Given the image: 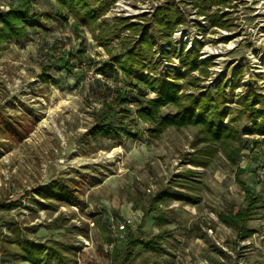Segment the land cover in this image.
I'll return each mask as SVG.
<instances>
[{
	"label": "rangeland",
	"instance_id": "rangeland-1",
	"mask_svg": "<svg viewBox=\"0 0 264 264\" xmlns=\"http://www.w3.org/2000/svg\"><path fill=\"white\" fill-rule=\"evenodd\" d=\"M26 1L37 16L29 36L0 46V264H30L22 260L19 243L54 242L77 249L65 253L75 264H119L131 235L165 236L157 252L137 247L132 264H264V138L247 134L262 118L241 111L237 102L256 93L255 109L264 113V0H223L206 17L199 0H116L99 20L104 28L96 31L72 18L64 21L54 0H0V11ZM164 5L184 17L171 35L179 51L171 58L162 53L169 44L159 39L162 32L153 21ZM214 14L223 26H211ZM122 19L149 29L158 77L185 71L182 50L196 51L208 63L187 76L197 86L179 80L186 85L181 92L215 91L223 82L229 93L239 79L225 119L237 118L245 141L235 164L217 145L214 156H205L213 146L201 140L200 127H171L155 137L154 125L136 118L137 104L126 103L130 112L122 113L118 95L143 91L112 61L126 47V36L140 38L129 30L113 38ZM105 65L113 70L103 73ZM142 94L157 99L149 90ZM108 107L126 115L122 120L137 138L93 135ZM176 111L168 106L161 115ZM197 157L209 159L207 165L194 166ZM239 181L259 199L248 223L251 235L244 239L219 219L244 207ZM60 182L71 189V203L47 197L48 186ZM10 203L17 207L1 208ZM127 219L131 226L119 231Z\"/></svg>",
	"mask_w": 264,
	"mask_h": 264
},
{
	"label": "trees",
	"instance_id": "trees-1",
	"mask_svg": "<svg viewBox=\"0 0 264 264\" xmlns=\"http://www.w3.org/2000/svg\"><path fill=\"white\" fill-rule=\"evenodd\" d=\"M116 0H54L55 8L60 18L67 22L70 18L74 19L79 25L93 26V31L105 26V21L99 23L110 5ZM223 0H199L198 5L201 7L200 14L206 17L207 11L211 10L213 6L223 5ZM52 18V17H50ZM37 16L31 11L30 1H26L22 6L10 7L8 11H0V46L5 42L18 41L26 39L29 36L28 28L34 26V21ZM153 21L155 26L162 32L161 41L169 44L168 49H162V53L165 58H171L176 56L178 47L172 43V32L181 24L184 23V17L179 12L172 8L170 5H164V7L158 8ZM211 26H223L221 23V17L218 14L210 16ZM119 26H115V35L113 38L119 39L121 37L120 32L129 30L131 35H140V38L134 39L132 36H126L129 41H125L123 46H126L124 50L112 57V61L115 62L117 70H120L125 77L133 79L136 83L135 88L140 90L151 91L157 97L156 100L146 98L143 91L139 94L118 95L115 100L121 108L122 113L129 114V110L123 106L126 103L131 102L137 104L135 111L136 118L154 125L151 133L155 137L161 136L168 128H188L191 126L200 127L203 137L201 140L211 143L213 147L209 150L210 155H206L207 149L203 152L205 156L212 157L217 152V145L223 150L229 160L232 163L237 162L241 151L245 148V141L237 129V118H230L228 122L225 119L231 114L230 107L227 106L233 99V93L236 85L239 83V79H235L231 85V90L226 93L228 84L219 83L215 91L207 90L203 93H190L186 94L181 92L182 88L188 84L197 86V84L187 81V76L190 72L197 70L198 68H206L208 63H201L196 51H181L179 59L181 64L186 68L185 71H181V68L177 70H169L165 76H159V67L155 63L154 54H156V43L150 35L149 29L142 28L141 26L131 24L128 20L122 19L118 22ZM119 29V30H118ZM102 31V30H101ZM107 32L103 36V45L108 48V42L105 37L109 36ZM137 40V41H136ZM123 49V48H122ZM169 50V51H168ZM102 72L107 73L113 70L112 65H105L102 67ZM148 70L150 73L145 74ZM204 72H206L204 70ZM46 75V74H45ZM236 77V76H235ZM234 77V78H235ZM173 78L174 81L168 80ZM186 78V85L179 84L180 79ZM252 93V92H249ZM252 96V99L250 96ZM246 95L238 99L243 110L253 113L252 117L256 114L262 118V121L258 123L255 121L247 134H257L264 138V113L255 109V104L259 102L260 96L256 93ZM231 100V101H230ZM168 106L176 108V112L161 115V110ZM108 111H104L100 114L101 122L98 127L94 128L93 135L95 137H101L104 139L115 138L120 136L121 133L131 138H137V135L132 134L130 129L127 128V123H124L122 118L126 115H119L116 109L108 107ZM261 112V113H260ZM260 114V115H259ZM255 118V116H254ZM264 140V139H263ZM210 145V144H209ZM209 160V159H208ZM208 160L205 158L197 157L192 160L194 166H206ZM241 187L244 190V207L240 208L237 212L221 213L219 215L220 221L227 227L237 231L240 239H244L251 235L248 228V222L255 214L258 208L259 199L245 182L239 181ZM47 197L59 201H66L71 203L74 196L71 193V189L67 187L63 182L50 184L47 190ZM45 196V195H44ZM176 196V195H170ZM180 198H187L181 195ZM17 207V204L10 203L2 205L1 208L6 210H12ZM157 210L159 207L156 208ZM150 212V211H149ZM166 235V233H165ZM165 236L157 235L153 239L143 240L132 235L128 238V244L126 252L121 258L119 264H132V258L134 256L137 247L141 246L147 251L157 252L160 250L159 240ZM19 246L24 253L22 260L29 262L30 264H75L76 261L70 259L65 255L66 251L71 250L76 254L77 249L74 247H67L61 245L58 242H54L52 245H46L42 243H36L33 246L26 245L25 243H19Z\"/></svg>",
	"mask_w": 264,
	"mask_h": 264
},
{
	"label": "built area",
	"instance_id": "built-area-1",
	"mask_svg": "<svg viewBox=\"0 0 264 264\" xmlns=\"http://www.w3.org/2000/svg\"><path fill=\"white\" fill-rule=\"evenodd\" d=\"M131 224H132V220L127 219V220L123 221L121 224L118 225V230L124 232V231H126L128 229L129 226H131ZM84 242H85L86 245L89 244L88 241H84Z\"/></svg>",
	"mask_w": 264,
	"mask_h": 264
},
{
	"label": "crops",
	"instance_id": "crops-1",
	"mask_svg": "<svg viewBox=\"0 0 264 264\" xmlns=\"http://www.w3.org/2000/svg\"><path fill=\"white\" fill-rule=\"evenodd\" d=\"M252 192V191H251ZM253 193V192H252ZM252 219V218H251ZM251 221V220H250ZM249 223V222H248ZM250 230V229H249ZM251 231V230H250ZM250 237V236H249ZM246 238H248V237H246Z\"/></svg>",
	"mask_w": 264,
	"mask_h": 264
}]
</instances>
